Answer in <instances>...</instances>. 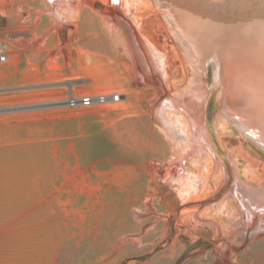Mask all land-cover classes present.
Instances as JSON below:
<instances>
[{"label":"rangeland","instance_id":"rangeland-1","mask_svg":"<svg viewBox=\"0 0 264 264\" xmlns=\"http://www.w3.org/2000/svg\"><path fill=\"white\" fill-rule=\"evenodd\" d=\"M233 1L123 0L117 24L102 9L106 0H0V32L13 39L0 66V264H264V114L248 131L225 112L228 85L249 64L222 51L207 76L210 57L197 47L202 18L217 26L218 17L226 23L251 9ZM87 11L107 20L116 47L126 50L103 72L116 85L91 92L81 88L87 78H69L59 66L71 59L69 22ZM248 69L264 82V71ZM196 85L210 99L205 110L214 107L220 159L241 185L235 197L228 188L200 206L192 203L212 197L224 175L186 130ZM103 91L121 92V100L64 102L72 92ZM176 97L179 107L163 105ZM168 111L170 139L157 114ZM200 126L204 135L202 116Z\"/></svg>","mask_w":264,"mask_h":264},{"label":"bare ground","instance_id":"bare-ground-1","mask_svg":"<svg viewBox=\"0 0 264 264\" xmlns=\"http://www.w3.org/2000/svg\"><path fill=\"white\" fill-rule=\"evenodd\" d=\"M119 1V3L118 4H116L117 2ZM109 2H110V0H109ZM109 2H108V0H106V4L108 5V7H102V9H104L105 8V12L107 13L106 15L109 17L108 19L110 20V21H108V22H112V23H119L116 19L118 18V16H119V12H118V14H117V12H116V10H118V7H117V5H120L121 6V4H122V2H123V0H112V2H110V3H112V4H114V5H110L109 4ZM119 6V7H120ZM122 11V10H121ZM124 12V11H123ZM126 14V13H125ZM121 15V14H120ZM103 16V15H102ZM106 17V16H105ZM104 19V18H103ZM105 20V19H104ZM105 21H107V20H105ZM111 23V24H112ZM199 39H201V37L199 38ZM201 41V40H200ZM198 48H199V50L201 51V52H203V47H202V45H201V42H200V45H198L197 46ZM126 51V50H125ZM126 54V53H125ZM240 58H244L247 62L245 63L244 62V64L247 66L248 64H249V66H247L246 68H241V70H242V74H240L237 78H236V80H235V82L233 83V84H229L228 85V94H227V97H226V102H227V109H225V112L226 113H228V114H230L235 120H237V123H238V125L239 126H241V127H243L245 130H248V131H250V130H252V129H255V128H257L258 127V125L259 124H261V123H259L258 122V120L259 119H257L258 117V111H262L263 112V114H264V108H263V106L262 105H264V82H263V80H262V78L260 77V76H258L259 75V73L256 75V74H254V73H252L251 72V70L250 69H248V68H255V69H259L261 72H263L264 71V69H261L260 67H258V66H256V65H253L250 61H249V59H248V57L246 56V55H243V56H241V57H239V58H235L234 60H233V62L234 61H236V62H238L239 61V59ZM251 65V66H250ZM235 66H238V64H235ZM239 66L241 67V64H239ZM231 68H233V67H231ZM244 69V70H243ZM259 71V72H260ZM227 74H226V77H227V80H232V75H233V73L232 72H230V69H228V71L226 72ZM261 74H263V73H261ZM264 75V74H263ZM228 82V81H227ZM198 83V82H197ZM201 83V82H200ZM196 83H194V85H195ZM200 85V84H199ZM202 88V87H201ZM194 90L196 91V98H195V100L193 101V103L190 105V106H188L189 108H188V111H190V115L189 116H191L190 117V119H187V120H189L188 122H189V127L186 129L187 131H188V133L190 132V135H191V137L193 138V140H194V143H195V148H196V152H198V153H200L202 156H205L206 155V152L205 151H207L208 149L207 148H209V152H210V154L212 155V158H211V160L213 159V161H214V164H213V167L214 166H219L220 168H221V170H222V176H223V180H222V185H221V187L212 195V197L213 196H218L219 197V195H221V193H222V191H225L226 189H230L229 191L230 192H232V194L234 195L233 197H235L236 196V194H237V191L239 192V190H238V183H237V180H236V177H235V175L230 171V170H228L227 169V167H226V165H225V162H223L220 158H223V155L222 154H218V152L216 151V149L214 148V146L212 145V143H211V140H210V136H209V132H211L212 133V135H213V138L215 139V137H214V134H213V129H212V122L210 121V124L209 125H207V121H206V104H207V102H209V97H205L204 96V91L202 92L201 91V89H200V87L198 86V85H196V86H194ZM180 95V94H179ZM212 96V95H211ZM176 98H178V97H176ZM180 99H183L182 97L181 98H178L177 100L176 99H170V100H168V99H166V100H164L163 101V105L164 106H172V107H179L178 106V104L177 103H179L180 102ZM174 101V102H173ZM202 101H203V108H201L202 110H200L199 109V104L200 103H202ZM215 102L213 103V104H215L216 103V99L214 100ZM212 103V102H211ZM186 105V104H185ZM186 111V110H185ZM201 111H202V113H201ZM170 111H168V112H165V113H157V114H159V117H160V120H161V122H162V124H163V126H162V131H164V133H165V135H166V137H168L169 139L170 138H172L173 137V133H174V131H173V128L175 127L174 125L172 126V124H171V122H170V120H169V114H171V113H169ZM172 115V114H171ZM183 116V115H182ZM202 116V118H203V121H204V128H205V130H206V133L203 135V133H202V130H201V126H200V117ZM212 116V115H211ZM174 117H176L175 115H174ZM171 118V117H170ZM177 118V117H176ZM212 118V117H211ZM180 119L181 118H179V121H180ZM262 119V118H261ZM175 120H177V121H175V123H177L178 122V119H175ZM213 120V119H212ZM233 120V119H232ZM183 121H184V119H183ZM186 122V121H185ZM259 123V124H257V126L256 125H254V123ZM180 125H181V123L180 122H178ZM177 123V124H178ZM236 123V124H237ZM178 124V125H179ZM183 124V123H182ZM177 127V126H176ZM209 128V129H208ZM178 129H179V127H178ZM181 127H180V131H181ZM179 131V132H180ZM186 131V132H187ZM183 132H185L184 130L182 131V133ZM186 132H185V134H186ZM176 133H178V131L176 132ZM183 135V134H178V135H180V137H181V140H183L182 138H184V137H186V139L188 138L187 137V134L186 135ZM177 135V134H176ZM189 135V134H188ZM254 137H255V135H254ZM257 137V136H256ZM175 138H179V137H175ZM186 139H184L185 141H186ZM256 139H258V138H256ZM180 140V139H179ZM180 140V141H181ZM188 141H186V142H188V143H186V145L187 144H189V139H187ZM263 140V139H262ZM261 140V141H262ZM174 141V140H173ZM177 141V140H176ZM179 141V142H180ZM216 141V140H215ZM259 142H260V140H258ZM178 142V143H179ZM192 142V141H191ZM176 143V145H177V147L179 148V146L180 145H178L177 144V142H175ZM183 143H184V141H183ZM217 143V142H216ZM257 143V142H256ZM174 144V143H173ZM179 144H181V143H179ZM217 145H218V143H217ZM218 147H219V145H218ZM178 148H176L177 150H178ZM220 148V150H221V147H219ZM222 152V151H221ZM199 155V154H198ZM201 156V157H202ZM211 157V156H210ZM173 165H177L178 166V164H173ZM174 167V166H173ZM214 168V169H217V168ZM215 171V170H214ZM216 172V171H215ZM179 176L180 175H178V178H179ZM172 177H175V176H172ZM181 178V177H180ZM180 178H179V180H180ZM185 178V177H184ZM172 179V178H171ZM186 179H189V178H186ZM173 180V182L176 180V178L174 179H172ZM182 180H184V179H181L180 180V182H182ZM176 181H178V180H176ZM230 181V186L229 187H227L228 185H229V182ZM180 182H179V184H180ZM187 182V181H186ZM186 184V183H185ZM181 185V184H180ZM182 185H184L183 183H182ZM187 186V185H186ZM239 186H241V185H239ZM185 187V186H184ZM184 187H182V189L184 188ZM187 188H190V187H187ZM190 189H192V188H190ZM243 189V188H242ZM241 189V190H242ZM184 190V192H186L187 193V191H189V189H183ZM193 190V189H192ZM240 190V191H241ZM180 192V191H179ZM183 192V191H182ZM182 192H180V194H181V196H182V198L183 199H185L186 197L189 199L190 197H188V195H186V193H184L183 192V195H182ZM191 192V191H190ZM240 194V193H239ZM238 194V195H239ZM186 196L185 198L183 197V196ZM223 196V195H222ZM193 198H194V196H192ZM191 197V200L193 199ZM217 197V198H218ZM224 197V196H223ZM226 197V196H225ZM195 198L197 199L198 197H197V195L195 196ZM211 198V197H210ZM227 198V197H226ZM226 198H223V201H224V199H226ZM209 199V198H208ZM227 200H229V197H228V199ZM195 201V200H194ZM226 201V200H225ZM210 203V202H209ZM224 203V202H223ZM192 204H198L199 206L201 205V201H195V202H193ZM211 204V203H210ZM214 204V203H213ZM196 212V211H195ZM197 213V212H196ZM243 217V216H242ZM247 217V216H246ZM194 218H195V220L197 221V222H199V223H203V224H209L211 221H207V220H205L204 218H202V215H198V214H194ZM211 224H213V222H211ZM211 224H209V225H211ZM258 224V223H257ZM215 225V224H214ZM256 225V224H255ZM259 227V226H258ZM247 228V227H246Z\"/></svg>","mask_w":264,"mask_h":264},{"label":"crops","instance_id":"crops-1","mask_svg":"<svg viewBox=\"0 0 264 264\" xmlns=\"http://www.w3.org/2000/svg\"><path fill=\"white\" fill-rule=\"evenodd\" d=\"M61 27L60 30H62ZM65 33L67 47L65 54L71 59H66L65 62L60 58V71H65L69 78L75 76L87 78L81 86L86 92L116 85V83H111L109 75L103 72L113 70L114 66L119 63V58L116 57L126 52L122 46L121 49L116 47L106 21L101 16L87 11L84 15L69 22ZM60 55L61 51L55 49V60Z\"/></svg>","mask_w":264,"mask_h":264},{"label":"water","instance_id":"water-1","mask_svg":"<svg viewBox=\"0 0 264 264\" xmlns=\"http://www.w3.org/2000/svg\"><path fill=\"white\" fill-rule=\"evenodd\" d=\"M238 1L241 0H234L233 6L237 5ZM246 1H249L251 9H246L242 16H231V21L219 23L222 19L218 17L217 26L214 24L211 26L210 23H207V19H201V25H204L202 26L204 34L200 39L204 52L202 55L210 57L207 64H205L207 76L209 74V66L213 65V63L218 65V56L222 51L233 55H246L253 65L264 69V0ZM110 2H112V0H110ZM178 5L177 3V6ZM184 23H186V20ZM186 26L188 27L187 24ZM121 27L124 28L127 33L129 32V27L125 25ZM193 28L194 26L191 27L192 30ZM135 53L138 57H141L138 49ZM213 109L214 107L212 106L210 109L206 110L207 125L210 124ZM209 136L212 145L220 155L221 150L211 132H209ZM217 197L218 196H213L201 202V205H203V203H211L215 201Z\"/></svg>","mask_w":264,"mask_h":264},{"label":"built area","instance_id":"built-area-1","mask_svg":"<svg viewBox=\"0 0 264 264\" xmlns=\"http://www.w3.org/2000/svg\"><path fill=\"white\" fill-rule=\"evenodd\" d=\"M12 44L13 39L11 34L7 31L0 32V66L9 61ZM120 100L121 92L118 91H103L84 95L72 92L65 98L64 102L67 106L75 107L89 106L92 104H114Z\"/></svg>","mask_w":264,"mask_h":264}]
</instances>
